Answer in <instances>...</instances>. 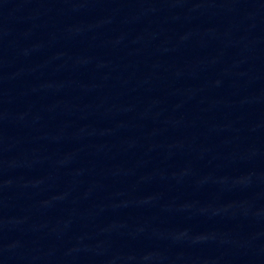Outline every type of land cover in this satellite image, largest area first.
Returning a JSON list of instances; mask_svg holds the SVG:
<instances>
[{
	"label": "water",
	"instance_id": "water-1",
	"mask_svg": "<svg viewBox=\"0 0 264 264\" xmlns=\"http://www.w3.org/2000/svg\"><path fill=\"white\" fill-rule=\"evenodd\" d=\"M0 264H264V0H0Z\"/></svg>",
	"mask_w": 264,
	"mask_h": 264
}]
</instances>
